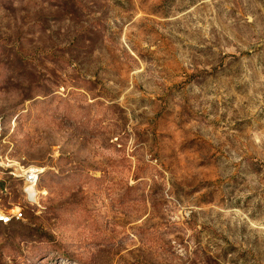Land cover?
<instances>
[{"label":"rangeland","instance_id":"374dc122","mask_svg":"<svg viewBox=\"0 0 264 264\" xmlns=\"http://www.w3.org/2000/svg\"><path fill=\"white\" fill-rule=\"evenodd\" d=\"M0 205V264H264V0H0Z\"/></svg>","mask_w":264,"mask_h":264},{"label":"built area","instance_id":"2783aa9c","mask_svg":"<svg viewBox=\"0 0 264 264\" xmlns=\"http://www.w3.org/2000/svg\"><path fill=\"white\" fill-rule=\"evenodd\" d=\"M11 174L22 181V191L27 197L31 199L36 196L37 182L40 175V170L37 167H28L24 169H14ZM22 217L21 211H5L0 205V223L8 224L12 220H18Z\"/></svg>","mask_w":264,"mask_h":264},{"label":"bare ground","instance_id":"6f19581e","mask_svg":"<svg viewBox=\"0 0 264 264\" xmlns=\"http://www.w3.org/2000/svg\"><path fill=\"white\" fill-rule=\"evenodd\" d=\"M18 168H20V167H18ZM36 193V192H35ZM17 209V208H16ZM16 211V210H15Z\"/></svg>","mask_w":264,"mask_h":264}]
</instances>
